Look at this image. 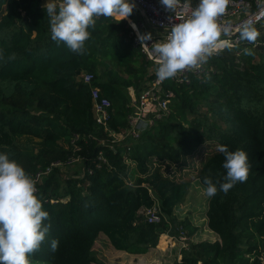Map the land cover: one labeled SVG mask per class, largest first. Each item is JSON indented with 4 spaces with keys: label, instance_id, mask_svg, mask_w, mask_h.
I'll list each match as a JSON object with an SVG mask.
<instances>
[{
    "label": "trees",
    "instance_id": "obj_1",
    "mask_svg": "<svg viewBox=\"0 0 264 264\" xmlns=\"http://www.w3.org/2000/svg\"><path fill=\"white\" fill-rule=\"evenodd\" d=\"M44 3L0 0V150L32 176L61 163L36 184L51 228L30 254L32 264H98L93 246L100 233L115 250L134 255L155 248L161 235L187 230L193 238L198 228L177 220L173 207L192 181L205 188L206 176L223 180L222 144L247 151V179L208 197L205 224L218 239L189 243L174 264H264V23L253 26L255 40L239 34L238 44L208 56L203 73L187 84L167 82L174 94L168 115L115 142L114 134L128 128L129 88L138 95L152 78L148 61L126 20L103 15L84 51H71L51 39ZM82 72L95 76L93 85L111 102L105 126L95 121ZM69 159L81 176L61 177ZM155 198L162 217L147 223L138 211Z\"/></svg>",
    "mask_w": 264,
    "mask_h": 264
},
{
    "label": "clouds",
    "instance_id": "obj_2",
    "mask_svg": "<svg viewBox=\"0 0 264 264\" xmlns=\"http://www.w3.org/2000/svg\"><path fill=\"white\" fill-rule=\"evenodd\" d=\"M228 0H198L190 7V14L166 28V36L152 44V52L158 59L157 78L164 80L186 67L205 61L208 56L229 46L222 34L228 30L218 24V17L226 11ZM174 12L178 0H160ZM191 0H189V5ZM133 0H45L43 5L49 17L51 39L73 52H83L89 29L98 16L116 21L128 17L134 8ZM256 30L245 24L240 30L241 39L255 40ZM141 41L151 39V33L142 34ZM244 53L250 54L245 48ZM223 153L222 181L214 182L204 177L205 195L212 197L218 191L227 192L237 182L247 179L251 168L248 153L243 148L229 150L219 145ZM49 213L43 208L37 195L36 180L9 152L0 150V264H32L30 254L39 249L50 223H44ZM59 241L53 239L55 250Z\"/></svg>",
    "mask_w": 264,
    "mask_h": 264
},
{
    "label": "built area",
    "instance_id": "obj_3",
    "mask_svg": "<svg viewBox=\"0 0 264 264\" xmlns=\"http://www.w3.org/2000/svg\"><path fill=\"white\" fill-rule=\"evenodd\" d=\"M56 2L59 4L60 0H56ZM133 3L139 7L138 11L141 21L137 24L138 31H131L130 36L133 45L139 48L148 61V73L152 78L151 80H147L146 87L138 95L134 93L132 88H129L132 111L127 116L128 128L121 133L114 134L115 139L123 134L124 136L129 134L132 137H137L142 133V129L146 127L143 126L144 124L152 125L156 121L165 118L169 113V105L174 98V94L165 88V84L167 82L187 84L190 75H200L203 73L205 62L186 67L178 71L174 76L160 80L156 75L158 59L152 52V44L159 42L166 36L165 29L170 28L171 25L177 23L182 18H187L190 14V7H195L198 0H191L190 5L189 0H178L174 12L162 5L160 0H133ZM261 23H264V0H228L225 13L218 17V24L228 30L227 35L222 34L221 38L226 39L229 42V46L240 42V30L245 24L253 27ZM148 28L154 30V33H151V39L141 41L140 36L147 34ZM78 78L90 86L95 121L97 124L105 126L110 116L111 102L101 94L97 86L93 85L95 76L92 73L82 72ZM74 161L75 159H69L65 164L71 165ZM58 166H61V163L55 162L51 164V167ZM51 167L47 168L44 172H36L32 176L36 180V184H38L44 175L49 173ZM138 214L147 223H158L162 217L160 206L156 200L153 206L142 207L138 211Z\"/></svg>",
    "mask_w": 264,
    "mask_h": 264
},
{
    "label": "rangeland",
    "instance_id": "obj_4",
    "mask_svg": "<svg viewBox=\"0 0 264 264\" xmlns=\"http://www.w3.org/2000/svg\"><path fill=\"white\" fill-rule=\"evenodd\" d=\"M131 14H133V18L126 17L124 19L129 24L131 31L136 32L138 31L137 24L141 21V17L135 10H133ZM154 124H144L143 126L146 127L142 129V132L148 130V128ZM129 136V134L126 136H124V134L119 135V137H116L115 142H120L125 138L128 139ZM132 138L134 139L135 137ZM129 141L131 140L129 139ZM61 174V177L78 176V174L81 176V166L79 164H71L66 168L61 167ZM38 183L41 182L39 181ZM149 192L153 194L151 190H149ZM207 199L208 197L205 195L204 187L195 180L186 188L181 200L173 207V215L177 220L181 221L187 219L193 227L195 226L198 228L196 236L193 238L186 236L187 230L179 231V236L175 237L168 234L161 235L155 248H151L145 254L134 255L115 250L108 242L105 235L100 233L93 246L96 258L99 262L98 264H174V262L181 257V250L189 248V243L196 244L203 241L214 242L218 238L206 227L204 218ZM155 200L159 204L156 198ZM161 237L165 238V244L162 246L160 245ZM260 259L264 262V258Z\"/></svg>",
    "mask_w": 264,
    "mask_h": 264
},
{
    "label": "crops",
    "instance_id": "obj_5",
    "mask_svg": "<svg viewBox=\"0 0 264 264\" xmlns=\"http://www.w3.org/2000/svg\"><path fill=\"white\" fill-rule=\"evenodd\" d=\"M133 10H135V12H136L138 15H140V14H139V11H138V9H136V8H133ZM130 18H133V14L131 15V17H130ZM149 31H151V32H149ZM147 32H148V33H154V30H152V29L148 28V29H147ZM147 255H148V254H147Z\"/></svg>",
    "mask_w": 264,
    "mask_h": 264
},
{
    "label": "water",
    "instance_id": "obj_6",
    "mask_svg": "<svg viewBox=\"0 0 264 264\" xmlns=\"http://www.w3.org/2000/svg\"><path fill=\"white\" fill-rule=\"evenodd\" d=\"M134 5H135L134 8L139 9V7L135 3H134Z\"/></svg>",
    "mask_w": 264,
    "mask_h": 264
}]
</instances>
